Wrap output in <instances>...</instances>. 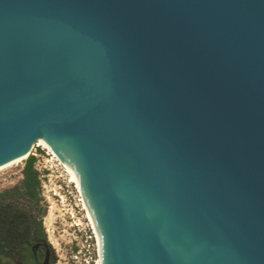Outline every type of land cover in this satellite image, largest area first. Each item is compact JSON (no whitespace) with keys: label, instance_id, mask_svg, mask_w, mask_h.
<instances>
[{"label":"water","instance_id":"obj_1","mask_svg":"<svg viewBox=\"0 0 264 264\" xmlns=\"http://www.w3.org/2000/svg\"><path fill=\"white\" fill-rule=\"evenodd\" d=\"M41 141L103 264H264V0H0V166Z\"/></svg>","mask_w":264,"mask_h":264},{"label":"rangeland","instance_id":"obj_2","mask_svg":"<svg viewBox=\"0 0 264 264\" xmlns=\"http://www.w3.org/2000/svg\"><path fill=\"white\" fill-rule=\"evenodd\" d=\"M35 156V168L39 172V203L28 199L22 192L23 169L27 158L0 170V207L14 204L19 212L20 225L5 243L0 245V264L9 260V254L25 245L22 239L27 231L30 216L41 221L43 238L52 250V264H98L99 245L89 219L79 201L75 183L50 150L43 145H36L30 152ZM29 155V156H30Z\"/></svg>","mask_w":264,"mask_h":264},{"label":"trees","instance_id":"obj_3","mask_svg":"<svg viewBox=\"0 0 264 264\" xmlns=\"http://www.w3.org/2000/svg\"><path fill=\"white\" fill-rule=\"evenodd\" d=\"M35 159V156L30 155L26 160L23 169L22 193L31 201L39 203L41 200L39 191L41 181L39 172L35 168ZM19 212L21 211L12 203L0 207V228L2 230L0 237L8 238L12 233L11 231H14L13 228L20 225L21 220H18ZM25 225H27V231L23 233L22 239L30 241L44 235L41 221L37 222L35 217L30 216Z\"/></svg>","mask_w":264,"mask_h":264},{"label":"flooded vegetation","instance_id":"obj_4","mask_svg":"<svg viewBox=\"0 0 264 264\" xmlns=\"http://www.w3.org/2000/svg\"><path fill=\"white\" fill-rule=\"evenodd\" d=\"M1 231L0 228V233ZM7 239L0 237V245L5 243ZM9 255L11 264H52L53 262L52 250L43 237L25 241L23 247L17 248ZM1 263L10 264L6 260H2Z\"/></svg>","mask_w":264,"mask_h":264},{"label":"bare ground","instance_id":"obj_5","mask_svg":"<svg viewBox=\"0 0 264 264\" xmlns=\"http://www.w3.org/2000/svg\"><path fill=\"white\" fill-rule=\"evenodd\" d=\"M36 145H43L45 147H47L50 152L54 155V157L57 158V160L60 162V164L64 167L65 171L67 172V174L69 175L70 177V182H73L76 184L77 188L79 189V191L81 192L82 194V200H83V207H85V211H86V215H88L87 217L89 218V220L91 221L92 225H93V228H94V232L96 234V237H97V241H98V245H99V255H100V260L98 261V264H103L102 262V247H101V238H100V230L98 228V225H97V222L95 220V217L92 213V210L89 206V203L85 200L84 196H83V189L79 183V180L76 176V174L58 157V155L44 142V141H41L39 142L38 144ZM35 145V146H36ZM34 146V147H35ZM33 149V148H32ZM31 149V150H32ZM30 150V152H31ZM30 152L26 153L25 155L23 156H20L14 160H11L10 162L0 166V170L6 168V167H9L13 164H16V163H19L21 162L22 160H24L25 158H27V156L30 154Z\"/></svg>","mask_w":264,"mask_h":264},{"label":"built area","instance_id":"obj_6","mask_svg":"<svg viewBox=\"0 0 264 264\" xmlns=\"http://www.w3.org/2000/svg\"><path fill=\"white\" fill-rule=\"evenodd\" d=\"M78 189V188H77ZM78 193H79V201L81 202V204H82V206H83V200H82V194H81V192L79 191V189H78ZM84 208V207H83ZM88 218V217H87ZM89 219V218H88ZM89 222H90V225H91V229L93 230V233L95 234V232H94V228H93V225H92V223H91V221L89 220ZM95 236H96V234H95ZM97 238V237H96Z\"/></svg>","mask_w":264,"mask_h":264}]
</instances>
